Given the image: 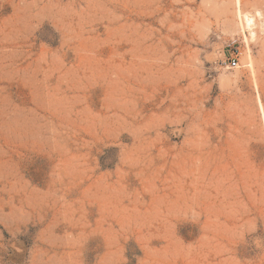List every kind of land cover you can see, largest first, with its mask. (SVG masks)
<instances>
[{"label": "rangeland", "instance_id": "1", "mask_svg": "<svg viewBox=\"0 0 264 264\" xmlns=\"http://www.w3.org/2000/svg\"><path fill=\"white\" fill-rule=\"evenodd\" d=\"M0 264H264V0H0Z\"/></svg>", "mask_w": 264, "mask_h": 264}, {"label": "bare ground", "instance_id": "2", "mask_svg": "<svg viewBox=\"0 0 264 264\" xmlns=\"http://www.w3.org/2000/svg\"><path fill=\"white\" fill-rule=\"evenodd\" d=\"M242 15V13L240 12ZM244 28L249 30L251 37L254 38L256 36V31L254 29L255 25L257 24L255 16L249 13L244 14L243 16Z\"/></svg>", "mask_w": 264, "mask_h": 264}, {"label": "built area", "instance_id": "3", "mask_svg": "<svg viewBox=\"0 0 264 264\" xmlns=\"http://www.w3.org/2000/svg\"><path fill=\"white\" fill-rule=\"evenodd\" d=\"M226 63L229 68H232V69L238 68L239 63H240L239 57L237 55H232L227 58Z\"/></svg>", "mask_w": 264, "mask_h": 264}]
</instances>
